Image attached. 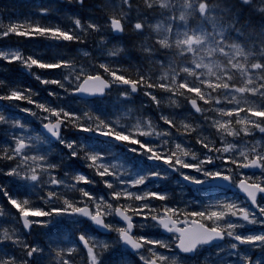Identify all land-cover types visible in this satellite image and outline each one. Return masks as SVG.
Instances as JSON below:
<instances>
[{
	"label": "rangeland",
	"instance_id": "374dc122",
	"mask_svg": "<svg viewBox=\"0 0 264 264\" xmlns=\"http://www.w3.org/2000/svg\"><path fill=\"white\" fill-rule=\"evenodd\" d=\"M72 1L44 2L53 5L56 13H51L42 37L36 29L20 32L15 41L10 39L11 31L5 37L0 12V96L11 94L16 99L21 91L26 95L21 107H0V150L5 138L12 142L10 154L16 162L13 166L4 160L2 174L20 184L15 189L19 196L49 192L55 199L47 209L57 207L63 197L74 196L73 203H87L111 223L114 202L132 207V216L137 215V238L145 244L144 252L137 255L141 261L152 256L165 264H196V260L176 252L172 237L149 234L156 227L144 209L151 208L152 202L168 204L170 200L177 210L200 207L213 227L221 224L227 230L225 243L205 255V263L215 259L219 264H264V200L260 203L263 215H257L236 195L180 191L171 171L155 165L146 167L140 159L173 162L179 173L193 171L191 175L202 180L225 172L247 179L238 164L251 155L264 162V67H258L254 75H240L237 60L243 58L244 50L255 57L254 52L260 49L253 42L246 45L242 37H233L239 16L225 14L228 6L210 0L222 10L223 19L232 22L227 34L216 24L218 18L205 0H85L82 15ZM258 1L264 5V0ZM74 17L80 18L82 26L79 20L74 22L79 23L81 32L66 45L64 35L53 33L67 30ZM110 18L122 22L120 36L111 34ZM60 22L62 26H54ZM45 57L46 64L33 63ZM96 67L107 71L105 75L114 82V72L129 69L137 77L139 91L132 95L128 88L116 87L101 104L79 100L73 90L84 76L97 73ZM233 71L238 77L232 76ZM190 97L200 106L197 112L187 107ZM55 120L65 128L57 143L34 131L32 122ZM217 141L216 148L222 153L215 156L210 148ZM17 143L25 148L16 154ZM83 147L93 148L90 157L80 158L78 149ZM200 147L205 151L196 150ZM52 151L58 157L47 163L44 153ZM77 166L84 169L83 174L70 171ZM100 176L102 183L97 179ZM3 181L0 185L5 188L12 182L7 178ZM173 186L176 189L172 191L179 196L164 197ZM24 201L30 203V199ZM174 207L167 206V210ZM71 211L60 210L63 217L59 227L53 228L49 222L41 223V211L25 210L35 225L34 232L25 238L15 210L0 208V264H77V247L67 259L74 247L67 246L66 226L78 230L83 222L69 215ZM229 213L236 219L227 224ZM55 229L65 232L61 239L53 237ZM83 234L94 246L107 244L104 239L94 241L87 227ZM52 241L65 253L55 254ZM125 259L120 255L116 263L135 264ZM98 260V256L89 257L87 262L97 264ZM197 260L201 264L199 256Z\"/></svg>",
	"mask_w": 264,
	"mask_h": 264
},
{
	"label": "trees",
	"instance_id": "16d2710c",
	"mask_svg": "<svg viewBox=\"0 0 264 264\" xmlns=\"http://www.w3.org/2000/svg\"><path fill=\"white\" fill-rule=\"evenodd\" d=\"M45 1L46 0H0V12L3 15L4 28L9 29L12 32V36H17L20 34V32L22 33L23 31H33L36 29V33L38 35L41 34V36L39 37H42L45 32V29L47 28V25L49 24V23L47 24V22L50 19L51 13L52 12L56 13L54 8H52L53 5L51 4L46 5L44 3ZM220 1H222L226 6L230 8H234L235 14L238 13V16L241 17V20L243 22L247 21L251 29L256 28L260 24L258 15L251 13L253 11H248L243 9L237 3L236 0H220ZM85 2H86L85 0H81V1L76 0L75 2L72 1L74 7L80 12L81 15L83 13L82 9L84 8ZM31 3L32 4L37 3V6L30 5ZM88 5H90V1H88ZM75 20L80 21V18L74 17L71 20L70 26L68 27L67 30H62V29L56 30L53 33V35L54 36L58 34L64 35V37H66V39L68 40L66 45L72 44L74 41L73 39L75 37V34H79L81 32V26H82L81 21H80L81 26H79V23L77 24L74 22ZM54 26L59 28V26H62V23L60 22L59 24H56ZM248 34L250 35L251 33ZM46 62H47V57L35 60V63L38 65L46 64ZM121 73H123L124 76H126L131 80L137 79L135 74L131 72L129 69H123ZM75 127L77 126L75 125ZM12 186L14 188V191L12 190L13 188L11 189ZM16 187L17 186L14 185L13 182H11L10 185L6 186V188L3 186V184L0 185L1 207H8L9 205H11V203H13L18 208L22 206L25 207L24 203H22V198H20L21 196H19V194L15 191ZM54 252L55 254H57L55 250Z\"/></svg>",
	"mask_w": 264,
	"mask_h": 264
},
{
	"label": "water",
	"instance_id": "95a60500",
	"mask_svg": "<svg viewBox=\"0 0 264 264\" xmlns=\"http://www.w3.org/2000/svg\"><path fill=\"white\" fill-rule=\"evenodd\" d=\"M111 27L116 35L121 32L122 26L119 21L112 20ZM128 85H131L133 91L136 90V87L131 83H128ZM109 88V83L103 77L96 75L92 77H86L75 90V94L82 99H91L97 96H102L105 90ZM61 126V123L56 121L55 123H47L45 125H42L40 126V129L51 140L57 141L61 135ZM258 192L264 193V191L261 190H258ZM242 193L252 201L257 194L256 191H251L248 187H242ZM88 211L89 209L85 207L79 212L82 213L86 218L90 219L94 227L101 231H106L102 217L100 215L90 217ZM115 215L117 216L118 221L126 224L127 231L129 233H132L133 226L131 222V217L128 216L121 207H118L116 209ZM19 219L24 231L26 233H29L32 225L28 220V215L25 213L20 214ZM158 223L164 226L169 223V220L161 219L158 220ZM192 224L193 225L191 227H187L181 232H178L179 234H181L180 241L178 243V246L181 251L192 253L196 245L200 243L210 244L220 239L219 233L202 226L200 223L193 222ZM128 232H124L121 236V240L124 246L129 248L132 252L140 250L141 246L137 245V243L134 242L133 238ZM79 240L82 242L83 239L79 238ZM150 264L158 263L152 260Z\"/></svg>",
	"mask_w": 264,
	"mask_h": 264
},
{
	"label": "flooded vegetation",
	"instance_id": "af4514ba",
	"mask_svg": "<svg viewBox=\"0 0 264 264\" xmlns=\"http://www.w3.org/2000/svg\"><path fill=\"white\" fill-rule=\"evenodd\" d=\"M262 63H264V60L262 59V57H259V58H256V64H258L259 65V67L262 65ZM244 66H245V69L248 67V64L247 63H245L244 64ZM254 68V69H253ZM255 70H257V68H255V67H252L251 68V72H252V75H254L253 74V72L255 71ZM5 101H6V105H8L9 106V104H8V102L10 103L11 102V100H9V99H5ZM26 102V100L24 101V103ZM3 108H4V106H3ZM7 108H9V107H7ZM215 148H216V145H214V146H212L210 149L212 150V154L213 155H217V154H220V152H215ZM205 147H202L201 148V151H205ZM252 159L253 158H255L254 156L253 157H251ZM251 158H250V160H251ZM257 158V157H256ZM249 160V161H250ZM261 161V160H260ZM150 163V162H149ZM155 164H157V165H162V166H164L167 170H170L171 171V169H169L167 166H165L164 165V163H156V162H154ZM171 163V162H170ZM173 163V162H172ZM261 163V169L257 172V173H252V172H250V171H246V170H244L242 167H243V165L245 164V163H240V164H238V166L239 167H241L240 169H241V171H242V173L247 177V179H245V180H247V181H249L250 183H253V184H256V185H258V186H260V187H262V188H264V162L263 161H261L260 162ZM169 164V163H168ZM84 171V170H83ZM172 172V171H171ZM194 172L193 171H189V173H187L186 172V175L185 176H187V178L189 177L190 178V181H194V182H200V183H203V184H205V185H207V187L208 188H206V189H202V188H200V189H196V188H191V187H193V186H191V185H184L183 183H181L180 182V178H179V175H181L180 173H178L177 172V170H176V172L174 173L173 172V174H172V177L177 181V182H179V187H178V190H192V189H194V190H196V191H199V190H201V192L202 191H207V190H210V191H213V192H217V193H220V194H226V195H228V196H230V195H233V194H236V195H238L236 192H237V190H235V189H231V187H234V188H238V184L241 182V181H243V179L244 178H241V176L240 177H238L237 175H233L232 173H227V172H225V173H223L222 174V176H227V177H229V181H228V185H227V187L226 188H224V189H221V188H216L215 187V179L217 178V177H219L220 175H217V176H212V177H210V178H208L207 180H202V179H198L197 177H195V176H192L191 174H193ZM219 174H221V173H219ZM191 186V187H190ZM170 189H176L174 186L172 187V188H170ZM46 191V190H45ZM47 193H49V192H47ZM59 196V198H62V196H61V194H57V196L56 197H58ZM262 200H264L263 198H259L258 200H257V202H256V206L255 207H252V206H250L246 201H244V203H245V207H247V208H249L251 211H252V213H254V214H257V215H263V212H262V209H261V201ZM82 205V204H81ZM194 210V211H193ZM193 210L190 212L191 214H187V215H183L184 214V212L182 211V210H178V213H176V214H172L171 213V215H172V217L176 220V221H182V220H199V221H206L207 219H205L203 216H202V214L200 213V207H194L193 208ZM166 212H163V214H165ZM169 214V213H168ZM229 215L230 216H226L227 217V224H229L230 223V219L231 218H236V216L235 215H233V214H231V213H229ZM222 219V218H221ZM107 222V225L109 226V228H110V230H111V232H110V234L109 235H105V236H101V235H98L99 237H95L96 238V240H103V239H106V241H107V244H104V245H102V246H96V250H98L99 251V253H101V254H103V255H107L108 256V260H107V264H117L116 262L115 263H113L114 262V259H113V257L115 256V255H118L119 254V249H118V247H117V245L114 243L115 242V240L117 239L118 240V235H117V227L116 226H113L112 224H114L115 222H113L112 221V224H110L109 223V221H108V219L106 220ZM211 223H210V222ZM209 225H212L213 223H212V221L210 220V219H208V222H207ZM208 225V226H209ZM213 228V227H212ZM215 229H220L223 233H224V236H226L227 235V230L225 229V227H224V225H221L220 224V226H218V227H214ZM239 232V230L237 229L236 230V234ZM170 236V235H169ZM102 237H104V238H102ZM113 243H114V245L115 246H113ZM94 246V244H93V242L92 243H90L89 244V247H88V249L87 250H85V253H86V255H89V254H92L93 252H92V250L93 249H95V247H93ZM215 246H212V247H198V249H197V253H199L200 251H203V252H207V251H209V250H211V249H213ZM198 263H196V264H200V262H199V260H196Z\"/></svg>",
	"mask_w": 264,
	"mask_h": 264
},
{
	"label": "bare ground",
	"instance_id": "6f19581e",
	"mask_svg": "<svg viewBox=\"0 0 264 264\" xmlns=\"http://www.w3.org/2000/svg\"><path fill=\"white\" fill-rule=\"evenodd\" d=\"M32 4V3H31ZM36 11V10H35ZM39 11V10H38ZM33 13V12H32ZM38 14H39V12H38ZM225 14H227V15H231L232 17H236L237 15H238V13H236L235 14V12H234V8H232V9H230V7L228 8V11L225 13ZM238 20L237 21H239L236 25H238V26H246L247 28H248V30L250 31V32H248V33H258L259 31H260V24L256 27V28H254V29H251V27H249V23L247 22V21H245V22H243L242 20H241V17H238L237 18ZM112 20H117V21H119L120 22V24H121V26H122V29H121V34L123 33V31H124V26L122 25V22L120 21V20H118V19H115V18H110V21H109V24H110V26H111V23H112ZM255 30H256V32H255ZM111 34L114 36V37H117V35L113 32V29H112V27H111ZM245 34V35H243L242 36V38H241V41L243 42V43H245L246 45H248V44H250L251 42H253V43H255V44H257L258 45V47H259V49H260V52H254V54L256 55L255 57L256 58H259V57H264V52H263V48H264V37H260V38H257V39H254V38H252L249 34ZM120 36V35H119ZM10 39H13L14 41H15V38H14V36H11L10 37ZM1 41H2V39H1ZM224 42V41H223ZM261 67H264V63H262V65H261ZM188 97H189V95H188ZM199 103V102H198ZM195 104H196V109L197 110H194L193 109V111L194 112H197L198 110H199V108H200V106L198 105L197 106V102L195 101ZM8 107H10V106H8ZM5 143V142H4ZM1 151V150H0ZM37 227V226H36ZM49 227H53V226H49ZM54 228V227H53ZM34 229L35 228H32L31 230H30V232H34ZM85 229H83V230H81V232L80 231H78V230H73L72 232H71V239L72 240H74L75 238H76V236H78V235H80V233H82V231H84ZM88 231H89V229H88ZM30 232H29V234H30ZM90 232V231H89ZM25 233V232H24ZM91 233V232H90ZM26 234V233H25ZM113 246H115L114 245V243H113ZM77 249H78V251H77V254H76V256H77V264H79L80 262H81V260H82V253H81V251H80V249L77 247ZM120 255H124L122 252H120L119 251V254L118 255H115L114 257H113V259H114V262L113 263H115L116 262V260H118V258H119V256ZM30 259V258H29Z\"/></svg>",
	"mask_w": 264,
	"mask_h": 264
}]
</instances>
